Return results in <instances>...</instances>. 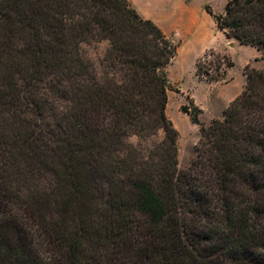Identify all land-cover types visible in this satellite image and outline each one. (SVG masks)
Returning <instances> with one entry per match:
<instances>
[{"label":"trees","instance_id":"16d2710c","mask_svg":"<svg viewBox=\"0 0 264 264\" xmlns=\"http://www.w3.org/2000/svg\"><path fill=\"white\" fill-rule=\"evenodd\" d=\"M214 22L264 60V0H227ZM92 40L108 41L100 73ZM177 51L129 0H0V264L264 262V68L208 125L182 107L200 138L181 169ZM195 65L213 82L233 62Z\"/></svg>","mask_w":264,"mask_h":264},{"label":"rangeland","instance_id":"374dc122","mask_svg":"<svg viewBox=\"0 0 264 264\" xmlns=\"http://www.w3.org/2000/svg\"><path fill=\"white\" fill-rule=\"evenodd\" d=\"M129 1L141 15L153 19L178 44L176 56L164 69L168 80L166 114L178 131V166L187 168L195 156L200 131L199 124L193 123L182 107L186 106L189 113L196 110L194 105L200 108L198 119L202 125H208L213 118H222L224 110L243 89L245 67L259 64L255 61L259 57L254 58L257 51L250 45L231 46L233 42L227 43L223 31L217 29L214 16L223 13L227 0ZM206 6L213 16L206 12ZM107 45V40L80 43L81 55L98 73L100 58ZM205 52L208 53L206 57ZM209 52H213L214 56ZM222 55L229 56L233 62L225 75L213 82L197 77L195 63L198 60L209 68L211 74H215V56ZM162 136L163 131L159 130L153 140ZM128 140L135 143L137 137L130 136Z\"/></svg>","mask_w":264,"mask_h":264},{"label":"crops","instance_id":"0c3cea01","mask_svg":"<svg viewBox=\"0 0 264 264\" xmlns=\"http://www.w3.org/2000/svg\"><path fill=\"white\" fill-rule=\"evenodd\" d=\"M228 42H233V43L230 44L231 46L236 45V44H240V45H250V44H241V43H239L237 40H235L232 37L231 38H227V43ZM250 46H252L253 48H255L256 51H257V55L254 56V58L255 57H259V60H255V61H257L259 63V64L256 65V67L257 68H264V60L262 59V53L255 46H253V45H250ZM252 59H250V60H252Z\"/></svg>","mask_w":264,"mask_h":264}]
</instances>
